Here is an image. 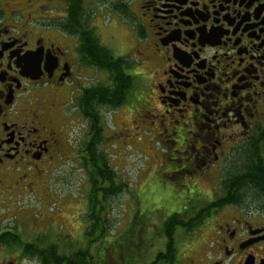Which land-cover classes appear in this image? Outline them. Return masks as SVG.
<instances>
[{
    "label": "flooded vegetation",
    "instance_id": "af4514ba",
    "mask_svg": "<svg viewBox=\"0 0 264 264\" xmlns=\"http://www.w3.org/2000/svg\"><path fill=\"white\" fill-rule=\"evenodd\" d=\"M71 2L0 0V264H16V202L75 145L86 171L102 108L109 136L147 139L158 171L127 217L148 238L135 264H264V0H79L96 37L100 11L135 36L143 86L116 107L81 99L100 84L84 70L101 71L84 63Z\"/></svg>",
    "mask_w": 264,
    "mask_h": 264
},
{
    "label": "rangeland",
    "instance_id": "374dc122",
    "mask_svg": "<svg viewBox=\"0 0 264 264\" xmlns=\"http://www.w3.org/2000/svg\"><path fill=\"white\" fill-rule=\"evenodd\" d=\"M109 14L108 11L98 12L97 20L101 27L97 29L99 34L97 37L101 45L113 56H125L129 59L132 64V75L135 78L132 92L135 93L143 86L141 75L137 73L145 72L143 66H138L136 53L133 50L135 36L130 34V25L121 17L113 15L111 18L112 14ZM108 16L111 21L104 24ZM114 22L120 27L116 25L114 27ZM84 77V85L107 82L104 73H95L87 68L84 70ZM101 115L105 132L100 151L106 154L110 167L117 175V182L125 185L120 193L107 197L105 200V217L109 226L103 239L91 244L90 240L94 239L95 235L92 237L86 235L89 228L85 218L89 185L86 171L81 169L74 158L78 155L76 145L72 149L76 154L72 152L69 154L70 159L61 161L38 191L16 202V232L26 241H33L38 236H44L46 243L61 244L63 240H66L70 254L78 249L84 251L89 249L94 257V264H132L133 259L140 260L142 257L143 249L139 246L148 238L143 230L138 233L141 228L131 230L127 217L145 195L143 186L147 174L157 179L158 171L148 170L144 166L146 158L141 152L150 150L147 139L142 138L138 141L134 138L125 142L127 136L123 134L119 137V133L113 139L109 136L113 126L111 110L102 108ZM125 120L124 114L116 117L115 121L121 132L125 127ZM134 222H140V219L135 218ZM152 242L155 243L153 248H157V242ZM65 246V244L62 245L61 249H67ZM146 258H150V254H146ZM144 261H146L145 258L142 262ZM16 264H38V262L35 259L21 257L16 252Z\"/></svg>",
    "mask_w": 264,
    "mask_h": 264
},
{
    "label": "trees",
    "instance_id": "16d2710c",
    "mask_svg": "<svg viewBox=\"0 0 264 264\" xmlns=\"http://www.w3.org/2000/svg\"><path fill=\"white\" fill-rule=\"evenodd\" d=\"M71 1L73 6L70 9V16L74 17L78 27L75 33H79L81 37L80 52L83 55L84 63L105 73L107 77L106 83L83 90L81 99L90 101L92 106L96 102L101 106H119L124 102L129 90H133L135 86V78L125 73L128 60L114 57L108 49L100 44L95 34L84 24H81L82 14L79 0ZM93 116L95 120H92V125H95L97 115ZM99 131L94 142L86 148H82L81 151L86 155L83 164L86 167L89 185L85 215L89 228L86 235L90 237L95 235V238L90 240L91 244L103 239L109 226L105 217L106 198L120 193L125 188V185L117 182V175L110 167L106 154L97 150L96 141L102 142L103 140L101 126ZM4 241L7 242L6 239ZM63 241L61 244L46 243L44 236H38L33 241H26L21 234L16 232V252H19L21 257L37 260L38 264H94V257L89 249L85 251L78 249L70 254V248H67L69 244L66 240ZM64 244L67 249H61ZM159 258L158 255L157 259Z\"/></svg>",
    "mask_w": 264,
    "mask_h": 264
}]
</instances>
